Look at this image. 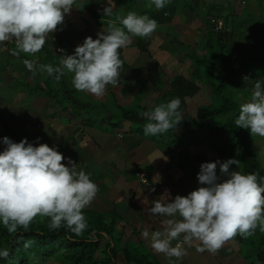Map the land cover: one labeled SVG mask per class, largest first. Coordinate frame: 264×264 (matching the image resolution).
<instances>
[{
	"label": "crops",
	"instance_id": "0c3cea01",
	"mask_svg": "<svg viewBox=\"0 0 264 264\" xmlns=\"http://www.w3.org/2000/svg\"><path fill=\"white\" fill-rule=\"evenodd\" d=\"M94 1L96 5L93 3L92 10L97 14L90 12V8L89 12L83 11L88 0H77L62 30L53 33L35 56L13 55L14 42H6L0 49V140L8 137L19 143L26 138L38 146L39 138V143L56 147L64 157L77 164L78 170L90 174L99 191L85 211L116 213L120 220L116 227L121 236L117 264H127L122 254L126 248L141 256L144 252V259L157 264H170L168 258L154 253L148 241L141 237L146 226L150 231L162 230V218L149 217L147 209L166 191L175 198L198 189L197 175L202 163L227 161V137L206 129H193L185 122L164 134L146 136L143 131L146 123L133 130L122 115L126 111H147L167 103L165 96L170 94L171 84L176 78H182L197 89L193 97L185 98L183 113L185 118L195 121L198 110L213 103L206 80L202 75H195V59L218 56L210 52L213 51L211 44L220 48L230 46L237 54L240 47H235V40L247 39V35L242 34L243 31L233 32L228 24V17L224 15L228 11L226 0H212L206 4L201 0H170L159 11L149 6V0H131L126 9L113 0ZM107 5L114 12L110 18L103 15ZM212 7L221 10L223 19L210 14L214 12ZM129 12L148 15L159 27L149 38L133 37L132 43L120 50L123 68L119 83L116 87L107 86L102 98L79 92L89 101L80 103L71 97L78 92L71 84V74L57 83L46 73L36 71L33 74L25 68L24 59L33 60L37 66L58 65L61 55H72L85 38H98L97 34L103 30L107 32L111 23L118 24L117 17ZM75 15H78L77 21ZM214 19L224 20L221 34L213 31ZM212 69L233 79L232 67L226 61L215 62ZM60 89L68 103L60 104L55 99ZM52 90L55 93H50ZM3 148L0 144V151ZM142 170L149 174V188L139 180ZM104 245L102 242V247ZM176 264L254 263L233 238L215 254L199 253L195 246L187 248V254Z\"/></svg>",
	"mask_w": 264,
	"mask_h": 264
},
{
	"label": "clouds",
	"instance_id": "9594fccd",
	"mask_svg": "<svg viewBox=\"0 0 264 264\" xmlns=\"http://www.w3.org/2000/svg\"><path fill=\"white\" fill-rule=\"evenodd\" d=\"M76 3L77 0H0V49L6 42H14L13 55L35 56L53 33L62 30ZM168 3L170 0H149V6L158 11ZM113 14L111 6L103 8L105 17ZM117 20L118 24L111 23L107 32L98 33V38H85L72 55H61L56 66H37L29 59H24L23 64L29 72L46 73L57 83L71 74L76 91L102 98L107 86L119 83L123 68L120 50L127 48L133 37L149 38L159 27L155 19L136 12ZM243 80L252 84L251 99L240 105L234 123L252 136L264 138V81L253 83L247 76ZM180 108L181 99L176 97L142 112L147 120L144 134L156 136L176 129L183 120ZM36 143L38 146L26 138L19 143L8 137L0 140L4 146L0 151V225L11 234L18 228L27 230L40 216L49 218L52 230L65 227L82 235L89 227L84 210L95 200L98 186L90 174L78 170L77 164L56 147L39 143V138ZM232 165L239 168L240 162L228 159L202 163L198 189L175 198L166 191L152 202L147 209L149 217L162 218V230L150 231L146 226L141 237L154 253L176 264L187 254V248L195 246L199 253L215 254L237 235L247 238L258 227L264 231V177L230 170ZM8 254L6 249L0 250V258Z\"/></svg>",
	"mask_w": 264,
	"mask_h": 264
},
{
	"label": "trees",
	"instance_id": "16d2710c",
	"mask_svg": "<svg viewBox=\"0 0 264 264\" xmlns=\"http://www.w3.org/2000/svg\"><path fill=\"white\" fill-rule=\"evenodd\" d=\"M91 5L94 0H88ZM213 16L222 18L221 10L212 7ZM219 11V12H216ZM196 73L199 77L202 59H195ZM206 81L210 87L213 97H221V91L224 89L227 80L222 73H208ZM55 91V90H52ZM197 89L182 78H176L171 84V92L166 97V101L179 97L181 99L182 122L189 124L196 130H208L212 134L226 136L227 139L235 141L237 144V155L243 174L258 173L260 177L259 163L251 151L248 139L247 129L237 128L234 121L239 114V106L234 102L222 99L219 105H210L198 110L195 121L185 118L184 100L193 97ZM144 111L124 112L122 118L129 123L141 125L147 123L142 117ZM226 117V121L218 120L220 117ZM84 215L88 223V229L82 235H75L65 227L52 230L48 227L49 218L37 216L29 225L28 229L18 228L15 233H8L0 225V250L6 249L8 256L0 258V264H47L56 258L60 259L62 264H117L119 254V243L121 236L117 234L116 227L120 221L116 213L104 214L84 210ZM109 219V220H108ZM115 238L117 240H115ZM235 241L241 247H251L255 253L256 263L264 264V239L258 236V240L252 241L249 237L244 238L237 235ZM102 242L105 245L102 247ZM127 264H157L156 262H147L144 257L134 254L127 248L122 251Z\"/></svg>",
	"mask_w": 264,
	"mask_h": 264
},
{
	"label": "rangeland",
	"instance_id": "374dc122",
	"mask_svg": "<svg viewBox=\"0 0 264 264\" xmlns=\"http://www.w3.org/2000/svg\"><path fill=\"white\" fill-rule=\"evenodd\" d=\"M117 5L122 3L126 8H128L131 5V0H113ZM203 3H211L212 0H201ZM215 0H213L214 2ZM82 2V1H81ZM92 3H87L84 5L85 12L94 11V14H97L96 10H92V7H95V5H91ZM225 6L228 7L224 15L228 17V24L233 27L234 31H243L247 35V39H237L235 40V47L239 45L240 49L237 50V54L233 53L230 46L220 48L213 44H211L213 51H210L214 54H217L214 58V56L209 55L206 58L202 59L204 63L201 64L200 73L204 77V79L207 81L209 72L214 73L215 71L212 69V65L218 63H222L223 61H226L227 64L232 67V75L233 79L224 77L227 82L225 84L224 89L221 91V97L224 99L230 100L237 104L240 108V105L246 102H249L251 99V90H252V84L247 83L243 80L245 76H247L253 83L256 81H264V0H226ZM224 6V5H221ZM231 7V8H230ZM98 8V7H97ZM96 8V9H97ZM121 15V14H119ZM261 15L262 17H258ZM96 16V15H95ZM118 16V15H116ZM78 15H75V20L77 21ZM223 19V18H222ZM224 22V20H223ZM254 25L250 27L251 25ZM244 25V28H243ZM260 25V26H259ZM232 30V29H231ZM259 33V36L252 39L256 33ZM231 40V39H230ZM242 42V43H241ZM250 56L247 58V56ZM218 58V59H217ZM217 59V60H216ZM196 69V67H195ZM197 75V73H196ZM61 93L57 92L58 98L55 99L58 100V103H68L69 100L67 99L65 101L64 95H62L61 89L59 90ZM50 93H55V91H50ZM71 97L73 100L80 101V103H88L86 101L85 95L74 92ZM223 98L217 97V94L212 97L213 105H219L221 100ZM211 104V105H212ZM78 109V107H77ZM136 112V110H135ZM219 121L224 122L226 121V117H220L218 118ZM129 125L133 130L137 128V125L134 123H130ZM120 128L121 125H120ZM248 139L251 146V151L256 156L260 172L262 174V177H264V138H260L258 136H252L250 134V131H248ZM227 143L225 144V149L227 150L226 153V159H238L237 155V144L235 141H231L229 139L226 140ZM233 170L240 171L243 174V170L241 168V164L239 168H236V165H232ZM258 236L262 237L264 239V231H262L259 227L256 229L255 233L252 236H248L250 240L255 241L258 240ZM115 240H117L115 238ZM134 240V239H133ZM135 242V241H134ZM136 244L134 243L133 246ZM243 250V254L247 257H249V260L253 263H256L255 253H253L251 250V247H241ZM136 249V246H135ZM138 251V250H137ZM139 253L141 250L139 249ZM142 256H146L144 252H141ZM60 259L56 258L55 260L49 261L47 264H62L59 261ZM147 262H150L151 259H146ZM39 264V263H38Z\"/></svg>",
	"mask_w": 264,
	"mask_h": 264
},
{
	"label": "built area",
	"instance_id": "2783aa9c",
	"mask_svg": "<svg viewBox=\"0 0 264 264\" xmlns=\"http://www.w3.org/2000/svg\"><path fill=\"white\" fill-rule=\"evenodd\" d=\"M212 28H213V31L215 34H221L224 31L223 20L214 19ZM119 137H121V136H119ZM138 177H139V180L143 186H145L146 188L150 187L149 174L145 170L140 171Z\"/></svg>",
	"mask_w": 264,
	"mask_h": 264
}]
</instances>
